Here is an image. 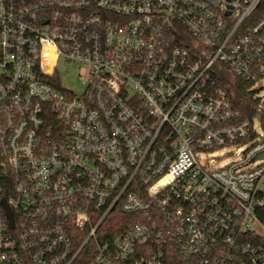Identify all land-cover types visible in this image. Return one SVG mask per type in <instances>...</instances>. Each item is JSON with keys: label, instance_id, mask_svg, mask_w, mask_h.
<instances>
[{"label": "built area", "instance_id": "built-area-1", "mask_svg": "<svg viewBox=\"0 0 264 264\" xmlns=\"http://www.w3.org/2000/svg\"><path fill=\"white\" fill-rule=\"evenodd\" d=\"M225 69L264 80V0H0V264H264V109Z\"/></svg>", "mask_w": 264, "mask_h": 264}, {"label": "trees", "instance_id": "trees-1", "mask_svg": "<svg viewBox=\"0 0 264 264\" xmlns=\"http://www.w3.org/2000/svg\"><path fill=\"white\" fill-rule=\"evenodd\" d=\"M219 82L228 93L235 109L239 111L241 119L251 118L257 114L259 100L255 97L256 90L251 87L250 83L226 69L220 75ZM260 119L264 127V111L260 113ZM117 217L122 220L123 229H128L133 225L135 215L119 214ZM109 226L111 233L116 234L119 232L116 222H112ZM172 264H187V260L182 255L176 254L172 260Z\"/></svg>", "mask_w": 264, "mask_h": 264}, {"label": "rangeland", "instance_id": "rangeland-1", "mask_svg": "<svg viewBox=\"0 0 264 264\" xmlns=\"http://www.w3.org/2000/svg\"><path fill=\"white\" fill-rule=\"evenodd\" d=\"M60 70L63 76V82L66 86L73 87L76 89L81 88V81L77 77V72L75 70H72L70 73H67L68 66L65 63H61ZM255 90H256L255 97L259 100V104L257 106L258 110L264 109V80L259 82ZM231 149L232 148H228L226 150L219 149L216 152L208 154L207 157L223 156L217 165H226L237 157V152L226 154V152L230 151Z\"/></svg>", "mask_w": 264, "mask_h": 264}, {"label": "water", "instance_id": "water-1", "mask_svg": "<svg viewBox=\"0 0 264 264\" xmlns=\"http://www.w3.org/2000/svg\"><path fill=\"white\" fill-rule=\"evenodd\" d=\"M11 215V214H10Z\"/></svg>", "mask_w": 264, "mask_h": 264}]
</instances>
